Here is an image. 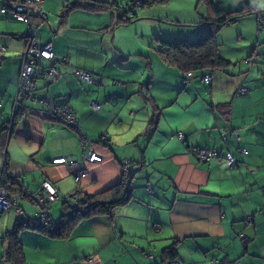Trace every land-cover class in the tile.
Listing matches in <instances>:
<instances>
[{
  "label": "crops",
  "instance_id": "crops-1",
  "mask_svg": "<svg viewBox=\"0 0 264 264\" xmlns=\"http://www.w3.org/2000/svg\"><path fill=\"white\" fill-rule=\"evenodd\" d=\"M53 3L42 0L45 16L34 22L38 42H51L60 74L37 78L35 98L15 119L28 25L0 10V169L6 167L21 208L0 213V264H15L7 258L8 234L20 219L37 216L33 193L44 180L58 190L49 206L55 221L65 195L78 186L97 193L118 182L125 165L133 198L115 209L112 221L105 214L82 218L63 236L17 226L21 264H153L170 259L164 250L171 245L179 264H264V44L255 48L262 62L250 53L248 65L232 66L231 58L209 82L199 72L187 79L182 68L161 58L157 38L146 37L141 25L134 34L116 32L137 18L110 32L115 19L109 10H64L61 0L62 10L49 16ZM241 3L256 12L236 21L239 31L264 40L258 28L264 0H233L232 7ZM77 69L96 79H79ZM46 96L71 106L80 128L46 114L37 99ZM218 104H228L224 113ZM101 136L105 143L97 142ZM87 138L102 160L88 163L78 183L68 161L82 158ZM193 146L231 151L236 163L229 166L222 155L200 160ZM59 157L66 160L54 163Z\"/></svg>",
  "mask_w": 264,
  "mask_h": 264
},
{
  "label": "trees",
  "instance_id": "trees-1",
  "mask_svg": "<svg viewBox=\"0 0 264 264\" xmlns=\"http://www.w3.org/2000/svg\"><path fill=\"white\" fill-rule=\"evenodd\" d=\"M168 0H134L133 3L138 5L147 6L152 4H157L160 2H167ZM207 5L206 15L203 16V20L205 23L210 25V29L205 31L204 34L193 40H186L183 38H172L170 36H161L158 33H155L154 37L157 38L158 46L157 51L159 52L161 58L169 64L176 65L182 68L186 72V77L188 79V73L191 72L193 75L194 72H199L202 76V79L205 75H210L212 78V71L215 69L224 70L230 61L225 59L223 56L219 54L218 51V43H217V33L218 31L226 24L230 22H235L239 18L255 13L256 10L252 6H241L239 8L233 9L231 11H226L223 8H218L213 0H203ZM121 2L119 0H76L72 3L67 0V4L64 5L65 9L73 7H80L93 12H103L105 10H109L112 15H114V23L107 28H110L109 31L113 32L114 29L121 24H126L131 22L135 18L139 17L137 13L131 14L126 11L120 10ZM116 10L119 12L117 13ZM131 10H134L131 9ZM106 28V27H105ZM40 37V35H39ZM28 39V37H27ZM41 39V37H40ZM51 42H43L41 40V45ZM27 44V43H26ZM26 48V47H25ZM54 49V48H53ZM55 53V51H54ZM24 58V54H23ZM56 55L55 58L50 59L45 64L49 65L48 67L55 66L56 64ZM40 68H38L35 72L34 79L37 81V78L40 76ZM90 72V71H88ZM91 73V72H90ZM93 79H96L93 76ZM186 79V80H187ZM211 80V79H210ZM19 81V77H18ZM17 81V85H18ZM93 82V81H92ZM209 82V81H208ZM91 83V82H89ZM18 88V87H17ZM37 91V86L29 92L28 95L21 93L17 94L14 106V112L16 118L17 111L23 107L24 102L31 98H35V93ZM43 97H39L40 99ZM59 102V101H58ZM64 103V102H59ZM44 109H42L46 114L49 115L47 108L45 105H40ZM228 104H218L216 108L221 112H225L224 110ZM72 108V107H71ZM73 109V108H72ZM74 110V109H73ZM50 116V115H49ZM52 119L60 120L53 118ZM13 119V120H14ZM1 129V128H0ZM1 136V142H3L4 138ZM184 138V137H183ZM81 142H86L87 145H82L81 147L85 149L84 154L90 149V144L87 139H82ZM98 143H105V137L101 136L97 140ZM192 148H195L193 146ZM220 153V152H219ZM83 154V155H84ZM221 154V153H220ZM225 154V153H224ZM221 154V155H224ZM83 157V156H82ZM80 160V159H78ZM96 163V162H91ZM88 166V164H87ZM123 169L122 178L110 185L109 187L97 192V193H86L82 192L80 186L75 188L73 191H77L75 195L65 199H62V205L64 207V211L61 216L57 220H52L49 218V223H37L35 222V217L29 216L26 218H22L19 220V227H34L40 229L41 231L50 234V235H61L63 236L68 229L72 227L79 219L86 218L89 216L97 215V214H105L108 217L109 221L113 220L115 209L128 202L133 198L132 186H131V173L130 166L125 165ZM74 177V176H73ZM86 178V177H85ZM82 178L81 180H83ZM77 181L80 183V181ZM72 191V192H73ZM15 230L9 232L8 237L9 241V251L7 253V258L10 261H13L15 264H21L23 261V255L21 251V244L17 240ZM165 256L167 255L170 258V261L175 260L176 257V249L174 245L168 246L165 250ZM166 261V260H165Z\"/></svg>",
  "mask_w": 264,
  "mask_h": 264
},
{
  "label": "built area",
  "instance_id": "built-area-1",
  "mask_svg": "<svg viewBox=\"0 0 264 264\" xmlns=\"http://www.w3.org/2000/svg\"><path fill=\"white\" fill-rule=\"evenodd\" d=\"M42 0H4V4L1 7V12L12 18L23 21L28 25V39L26 48L23 51L24 58L19 72V81H18V94L24 93L26 95L31 92L36 85V80L34 79L35 72L40 68V76L38 78L44 77H54L60 74V71L56 66L48 67L45 63L50 61V59L55 58L54 49L51 43H46L41 45L39 40V34L37 26L34 22L36 16L42 17L45 16L41 10ZM258 28L260 31H264V18L258 17ZM0 50H4L3 47H0ZM75 74L81 80L87 82H92L93 75L83 69H77ZM191 76V72L187 74ZM211 76L205 75L203 81H210ZM240 93L245 92V88H241ZM40 103L45 105L50 116L56 119L75 127L76 129L80 128V124L77 120L75 111L67 103H59L57 99L46 96L39 99ZM94 110L99 108L98 103H93ZM177 136L180 139H183L184 134L179 132ZM82 145H87L86 142H81ZM192 151L196 156L203 161H210L213 158L221 157V154L216 149L208 148H192ZM240 152L246 153L245 148L240 149ZM224 160L229 166H232L236 163V158L231 151H227L222 155ZM65 157H59L54 159V163L65 161ZM102 156L89 149L83 157L78 160H69L71 167V172L76 181L85 178L88 175V163L91 162H100ZM10 180L9 174L7 173L6 167H1L0 169V213L3 211H9L13 208L18 211L21 208L17 205V196L11 194L10 192ZM77 191H73L65 195V199H68L72 195L74 196ZM33 198L35 202L40 206V211L37 212L35 217V222L37 223H49V206L50 204L58 199V190L57 188L48 180H44L42 186L33 193ZM63 199V198H62ZM152 258L153 256L150 255ZM153 264H179L177 260H166V261H155Z\"/></svg>",
  "mask_w": 264,
  "mask_h": 264
},
{
  "label": "rangeland",
  "instance_id": "rangeland-1",
  "mask_svg": "<svg viewBox=\"0 0 264 264\" xmlns=\"http://www.w3.org/2000/svg\"><path fill=\"white\" fill-rule=\"evenodd\" d=\"M54 2L53 11L48 12L49 16L56 14L57 11L62 8L63 5L67 4V0H62V6L57 4L61 0H46ZM76 0H70L72 3ZM120 10L132 13L135 11L137 15L140 16L137 22L132 24L121 26L116 32H123L125 35L134 34L138 26L144 27L147 31L146 37L154 39L155 33L162 34L161 36H170L172 38H183L186 40H193L200 36V32L205 31L210 26L205 23L203 16L206 15L207 5L203 0H168L167 2H160L157 4L142 6L136 3H133L134 0H119ZM214 4L218 8H223L226 11H231L234 8L233 0H213ZM4 4V0H0V8ZM243 3H241L242 5ZM134 6V10L130 9V6ZM244 6V5H242ZM62 10V9H61ZM118 13L119 11L116 10ZM60 14V13H59ZM4 16L0 12V21L4 20ZM209 25V26H208ZM241 26H238V22H230L224 25L217 33V43L218 51L221 55V51L226 57L225 59L229 60L232 58V66L235 65L236 61H239L242 65H248L246 62L247 59L255 58L257 62H262L261 54L256 53V49L264 44V40L257 41V33L250 36L248 33L243 34L242 31H239ZM26 29V27H24ZM24 29V30H25ZM157 31V32H154ZM222 31L221 39L218 38V34ZM26 32V30H25ZM205 33V32H204ZM202 33V34H204ZM199 34V35H198ZM260 36H264L262 33ZM262 52L264 49L261 50ZM253 54L252 57L249 54ZM222 56V55H221ZM249 56V58L247 57ZM231 66V67H232ZM2 161L0 162V166ZM87 177V176H86ZM60 206L61 202L56 200V204Z\"/></svg>",
  "mask_w": 264,
  "mask_h": 264
},
{
  "label": "water",
  "instance_id": "water-1",
  "mask_svg": "<svg viewBox=\"0 0 264 264\" xmlns=\"http://www.w3.org/2000/svg\"><path fill=\"white\" fill-rule=\"evenodd\" d=\"M132 14H134V12H132ZM140 17H137V19H139ZM196 148V147H195ZM197 148H199V147H197Z\"/></svg>",
  "mask_w": 264,
  "mask_h": 264
},
{
  "label": "clouds",
  "instance_id": "clouds-1",
  "mask_svg": "<svg viewBox=\"0 0 264 264\" xmlns=\"http://www.w3.org/2000/svg\"><path fill=\"white\" fill-rule=\"evenodd\" d=\"M70 1V0H69ZM45 15V14H44Z\"/></svg>",
  "mask_w": 264,
  "mask_h": 264
}]
</instances>
